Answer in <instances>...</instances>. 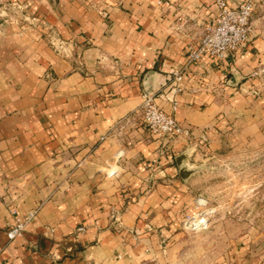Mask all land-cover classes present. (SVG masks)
<instances>
[{
  "label": "crops",
  "instance_id": "obj_1",
  "mask_svg": "<svg viewBox=\"0 0 264 264\" xmlns=\"http://www.w3.org/2000/svg\"><path fill=\"white\" fill-rule=\"evenodd\" d=\"M214 2L31 0L44 25L3 28L0 264H139L151 256L143 252L156 243L149 224L161 226L187 200L188 180L173 177L169 163L188 144L144 126L146 90L192 138L212 146L229 118L232 127L242 120L245 142H264V103L242 81L264 39L226 63L187 60L214 19ZM48 26L74 44L72 57L47 43ZM176 70L185 74L180 82L170 78ZM114 207L120 230L109 224ZM31 211L22 236L9 240L16 219Z\"/></svg>",
  "mask_w": 264,
  "mask_h": 264
},
{
  "label": "rangeland",
  "instance_id": "obj_2",
  "mask_svg": "<svg viewBox=\"0 0 264 264\" xmlns=\"http://www.w3.org/2000/svg\"><path fill=\"white\" fill-rule=\"evenodd\" d=\"M30 2L0 0V33L7 25L23 30L44 25L30 9ZM209 23L203 24L198 37ZM44 38L57 54L74 55V44L57 36L49 26ZM258 39H264V0L256 1L245 45ZM249 66L242 79L244 89L264 103V50L255 53ZM175 89H179L177 84ZM237 122L232 127L229 118H224L222 135L212 146L192 138L191 133L189 139H178L188 144L181 154L190 174L182 178L177 161L169 164L177 167L173 177L178 173L188 180L187 200L167 216L164 213L161 226L149 224L156 243H145L143 252L151 256L139 264H264V142L253 135L245 142L243 122ZM231 128L235 132L229 135ZM109 222L112 229L123 227L115 207ZM81 227L76 234L85 231Z\"/></svg>",
  "mask_w": 264,
  "mask_h": 264
},
{
  "label": "built area",
  "instance_id": "obj_3",
  "mask_svg": "<svg viewBox=\"0 0 264 264\" xmlns=\"http://www.w3.org/2000/svg\"><path fill=\"white\" fill-rule=\"evenodd\" d=\"M256 1L241 0L238 4L232 5L227 0H215L214 19L203 30L198 45L189 46L188 62L199 61L203 56H207L217 63H226L234 57L250 36ZM184 77L183 71L176 70L170 78L174 82H180ZM142 97L140 115L144 126L152 135L168 142L190 138L189 130L155 101L151 91L146 90ZM173 108L175 109V104ZM34 215L35 211H31L25 217L17 218L7 233L9 240L22 236L25 226ZM82 230L80 227L79 231Z\"/></svg>",
  "mask_w": 264,
  "mask_h": 264
},
{
  "label": "water",
  "instance_id": "obj_4",
  "mask_svg": "<svg viewBox=\"0 0 264 264\" xmlns=\"http://www.w3.org/2000/svg\"><path fill=\"white\" fill-rule=\"evenodd\" d=\"M184 156V154H181L176 158L177 164L180 167V174L182 178H186L190 174V170H188L187 167L183 165V160L185 158Z\"/></svg>",
  "mask_w": 264,
  "mask_h": 264
}]
</instances>
